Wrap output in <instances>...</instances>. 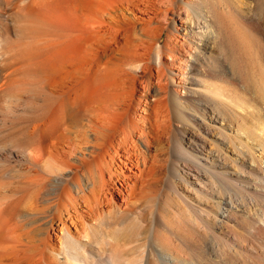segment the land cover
Wrapping results in <instances>:
<instances>
[{"label":"bare ground","instance_id":"6f19581e","mask_svg":"<svg viewBox=\"0 0 264 264\" xmlns=\"http://www.w3.org/2000/svg\"><path fill=\"white\" fill-rule=\"evenodd\" d=\"M12 1L0 0V17ZM201 1L25 0L15 5L26 23L14 38L0 19V178L10 180L0 182V264H62L63 254L66 264H264L263 178L233 182L227 226L211 208L192 243L159 212L144 237L131 225L140 255L117 236L126 218L144 228L135 211L158 182L154 145L190 114L181 92L199 30L227 35ZM228 3L232 24L252 29ZM164 233L187 256L166 254Z\"/></svg>","mask_w":264,"mask_h":264},{"label":"rangeland","instance_id":"374dc122","mask_svg":"<svg viewBox=\"0 0 264 264\" xmlns=\"http://www.w3.org/2000/svg\"><path fill=\"white\" fill-rule=\"evenodd\" d=\"M22 1L25 0H13L8 5L7 13L0 17L6 30L9 28V38H14L16 32L22 30L26 23L15 8ZM203 1L206 2L202 4ZM203 1V12H209L207 6L211 8L210 11L216 15L212 19L220 17L223 20V24L227 26V35L215 37L216 34L211 35V28L201 25L203 28L199 33L202 36L196 42L200 46L196 54L198 61L193 58L192 69L189 68L185 79L187 89L181 92L183 96H187L190 116L186 115L185 120L169 130V133L172 132L170 136L166 135L161 139L162 147L154 145L155 157L150 160H156L159 155V161L149 162L150 165L154 164L158 182L153 185L154 190L151 193L140 199L141 203L135 211L136 216L146 223V230L138 229L131 217L128 221L127 218L124 219L125 224L117 234L118 239L122 245L127 242L130 245L135 241L130 246H122L125 253L130 252L131 248L133 252L140 251L139 242L142 241H139L141 235L138 234L143 231L142 237L147 235L145 232L151 224L152 215L157 212L162 214L167 226L185 238L187 243H192L199 234L204 233V222H207L211 208L220 212L219 222L223 221L222 224L227 226L223 214L227 207L225 202L231 196L230 191L236 187L233 182L242 180L250 183L247 186L256 187L258 179H264V0ZM228 1L241 7V17L253 22L252 29L241 30V26L232 24L230 16L225 12ZM29 35L27 32L25 36ZM208 35L212 36L211 39L205 38ZM10 48L13 52L19 49L12 44L7 50ZM157 162L161 165H157ZM203 166H208V170ZM214 174L221 175L224 183L222 186H216ZM168 177L174 185L165 183L169 181ZM4 179L0 178V182ZM4 181L2 183L5 186L10 182L7 179ZM247 190L254 191L252 188ZM253 208L255 207L250 206L247 210L251 211ZM231 213L232 217L236 215H233V210ZM230 224L228 226H234V220ZM131 225L140 232L134 231ZM99 230V233H94L98 238L105 233L104 230ZM163 237L166 241V254L173 260L187 256L183 243L172 239V235L168 233H164ZM61 262L66 264L64 254Z\"/></svg>","mask_w":264,"mask_h":264}]
</instances>
